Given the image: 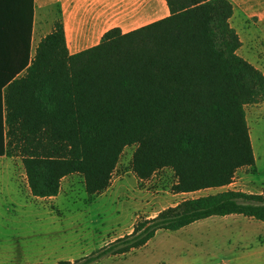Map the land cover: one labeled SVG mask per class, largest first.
<instances>
[{
	"label": "trees",
	"instance_id": "16d2710c",
	"mask_svg": "<svg viewBox=\"0 0 264 264\" xmlns=\"http://www.w3.org/2000/svg\"><path fill=\"white\" fill-rule=\"evenodd\" d=\"M166 2L168 16L129 32L111 28L74 54L58 18L32 54L34 1L0 0V156L20 158L33 196L56 195L72 173L88 195L102 193L129 145L135 176L170 168L175 193L226 186L254 165L245 105L264 102V74L237 53L231 2ZM229 214L264 221V190L184 199L55 264H90L144 245L159 229Z\"/></svg>",
	"mask_w": 264,
	"mask_h": 264
},
{
	"label": "rangeland",
	"instance_id": "374dc122",
	"mask_svg": "<svg viewBox=\"0 0 264 264\" xmlns=\"http://www.w3.org/2000/svg\"><path fill=\"white\" fill-rule=\"evenodd\" d=\"M239 35L242 43L238 53L264 73V26L242 24ZM34 51L33 48L31 53ZM245 114L254 165L238 169L232 181L219 188L175 193L171 186L176 178L167 167L140 180L131 168L136 145H129L123 149L110 186L103 193L88 195L82 175L72 173L61 179L56 196L40 198L30 193L20 158L1 157L0 264H55L60 259L89 254L130 233L137 220L153 217L187 198L226 189L261 193L264 190V102L245 105ZM229 216L233 215H216L192 225L202 224L195 233L186 234L187 240L197 233L202 232V236L207 233V240L192 242L191 254L186 253L194 264H254L251 261L255 258L241 257L245 249L231 248L232 240H225L223 225L218 222ZM234 216L244 221L243 215ZM164 233L172 232L163 230L159 235ZM158 239L163 238L158 236ZM146 257L143 252L136 254V259L141 258L144 263Z\"/></svg>",
	"mask_w": 264,
	"mask_h": 264
},
{
	"label": "crops",
	"instance_id": "0c3cea01",
	"mask_svg": "<svg viewBox=\"0 0 264 264\" xmlns=\"http://www.w3.org/2000/svg\"><path fill=\"white\" fill-rule=\"evenodd\" d=\"M33 1L34 17L31 51L33 48L35 50L42 37L51 32L53 23L58 18L61 19L63 24L68 53L74 54L98 44L102 35L111 28H119L121 32H129L170 14L166 0ZM228 1L233 6V13L229 21L238 35L239 26H242V24L264 26V0ZM239 39L242 43L240 35ZM239 48L237 49V53ZM229 215L233 216L222 218L218 222L223 225L224 232L222 234L226 236L224 237L225 240H232L231 248L245 249L246 253L244 252L245 254H242L241 257L255 258L251 262L254 264H264V221L256 219L260 221L256 223L253 221L255 218L244 215L243 221L234 216L239 214ZM211 217L213 216L204 219ZM197 221L174 231L159 229L144 245L119 255H106L90 264H194L195 261L187 257L186 253L191 254L193 250L192 242L201 240L202 238L207 240V233H204L205 235L202 236V232L189 236L188 240L186 239V234L195 233V230L200 227L198 225L202 226L201 223L192 226ZM163 230L171 231L172 233H164L160 234V236L159 233ZM158 236L163 239H158ZM140 252L147 255L146 259H144L145 263L141 258L136 259V254ZM79 257L69 259L73 260Z\"/></svg>",
	"mask_w": 264,
	"mask_h": 264
}]
</instances>
